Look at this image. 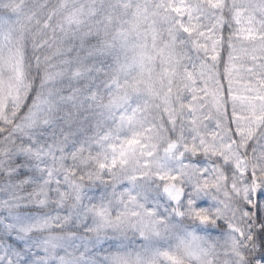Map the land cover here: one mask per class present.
Returning <instances> with one entry per match:
<instances>
[{
    "label": "snow or ice",
    "instance_id": "1",
    "mask_svg": "<svg viewBox=\"0 0 264 264\" xmlns=\"http://www.w3.org/2000/svg\"><path fill=\"white\" fill-rule=\"evenodd\" d=\"M0 264H264V0H0Z\"/></svg>",
    "mask_w": 264,
    "mask_h": 264
}]
</instances>
